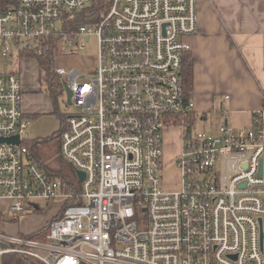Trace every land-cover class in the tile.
I'll return each mask as SVG.
<instances>
[{
    "label": "built area",
    "instance_id": "2783aa9c",
    "mask_svg": "<svg viewBox=\"0 0 264 264\" xmlns=\"http://www.w3.org/2000/svg\"><path fill=\"white\" fill-rule=\"evenodd\" d=\"M197 30L198 0H15L0 8L1 56L12 64L52 55L55 72L67 74L75 111L63 121L60 153L85 173L66 180L34 158L21 76L0 73V200L11 203L0 225L37 212L39 200L60 202L40 235L0 229V257L264 264V107L245 130H194L183 62ZM92 37L93 69L58 64ZM178 125L180 187L167 189L165 131ZM17 135L18 144L3 141Z\"/></svg>",
    "mask_w": 264,
    "mask_h": 264
},
{
    "label": "crops",
    "instance_id": "0c3cea01",
    "mask_svg": "<svg viewBox=\"0 0 264 264\" xmlns=\"http://www.w3.org/2000/svg\"><path fill=\"white\" fill-rule=\"evenodd\" d=\"M187 40L197 118L208 123L218 116L220 126H241L243 121L252 127L255 112L264 107V0H198V30ZM170 132L165 131V145L176 150L170 155L173 163L183 140L179 132L178 141L171 142ZM179 187L180 176L169 188Z\"/></svg>",
    "mask_w": 264,
    "mask_h": 264
},
{
    "label": "rangeland",
    "instance_id": "374dc122",
    "mask_svg": "<svg viewBox=\"0 0 264 264\" xmlns=\"http://www.w3.org/2000/svg\"><path fill=\"white\" fill-rule=\"evenodd\" d=\"M91 7V5L89 6ZM105 11L102 10V13ZM86 48L78 53V55H64L58 60V64L66 66L68 70L76 66L83 72L89 71V68L93 69V66L97 64V55H98V42L96 37H92L90 41H86ZM11 60L0 55V73H10L17 72L22 79L24 95L22 106L25 111L30 113L29 116V125L26 128L27 135L24 136L26 142L38 138H50L46 143L47 149L50 153H55L58 140L51 138L55 133L59 132L62 128L63 121L67 116L71 115L75 111L74 105L67 103V94L64 92L63 88L60 90L59 94L54 95L48 90V86L43 82H40V59L37 57H28V58H16L13 63L10 64ZM59 79L64 83L68 76H60ZM63 92V93H62ZM62 93V94H61ZM241 122V126H229L235 130H244L249 128L247 125ZM219 124H221V119L218 116H212L210 122H205L198 119L195 123L194 130H206L211 133H217ZM172 132L168 133V138H172V141H178V133L180 132L183 140V130L179 128H170ZM52 139V140H51ZM166 143V142H165ZM165 149V163L164 168V186L167 189H172L174 184L178 182V171L172 163L170 155L175 153V148L171 144V147H164ZM74 170V168H73ZM70 174V173H69ZM71 175V174H70ZM73 176H77L76 171L74 170ZM41 205V212L32 213L26 217H21L17 221L16 225L5 224L0 225V229L6 230L10 233L15 232H26L32 233L37 230H41L45 225L48 224V221L54 216V214L60 209V202H50L47 203L44 200H39ZM6 200H0V208L4 205L5 209L3 213L7 215V210L9 205ZM14 255H6L0 257V264H13L12 257Z\"/></svg>",
    "mask_w": 264,
    "mask_h": 264
},
{
    "label": "trees",
    "instance_id": "16d2710c",
    "mask_svg": "<svg viewBox=\"0 0 264 264\" xmlns=\"http://www.w3.org/2000/svg\"><path fill=\"white\" fill-rule=\"evenodd\" d=\"M13 1L15 0H0V8L6 7ZM39 59L40 82H44L48 86V90L54 95L59 94L64 83L61 82L59 79L60 76L55 72V58L51 55L50 57H41ZM183 74L185 79L186 96L190 97L193 91L194 81V60L191 52L186 54L184 57ZM189 121L194 123V118L192 115ZM60 131L51 137L58 140V146L55 153H50L47 149L46 143L50 140V138H38L30 142H26V145L31 150L34 158L37 159V161L41 163L51 175L66 180L76 179L77 176H73L75 170H73L74 167L67 160H65L60 153ZM41 211L42 210H38L37 213ZM57 213L48 221L47 225H45L38 232L34 233V235H40V233L45 232L48 229L50 222H52L57 217ZM11 255H14L12 257L13 264H42L36 259L22 257L16 254Z\"/></svg>",
    "mask_w": 264,
    "mask_h": 264
},
{
    "label": "water",
    "instance_id": "95a60500",
    "mask_svg": "<svg viewBox=\"0 0 264 264\" xmlns=\"http://www.w3.org/2000/svg\"><path fill=\"white\" fill-rule=\"evenodd\" d=\"M64 86H65V91H66L67 96H68V104L71 105L72 90H71L70 85H69V83L67 81L64 82ZM3 141H8V142H12V143L18 144L20 142V138L17 135V136L11 137V138L3 139ZM246 165L247 164H245V166ZM262 166L263 167H262L261 173L264 174V160L262 161ZM76 173H77V175H78V177L80 178L81 181L85 179V173L84 172H82L80 170H77ZM262 237H263V234H262Z\"/></svg>",
    "mask_w": 264,
    "mask_h": 264
},
{
    "label": "flooded vegetation",
    "instance_id": "af4514ba",
    "mask_svg": "<svg viewBox=\"0 0 264 264\" xmlns=\"http://www.w3.org/2000/svg\"><path fill=\"white\" fill-rule=\"evenodd\" d=\"M63 90H64V92L66 93V91H65V86H64V85H63ZM63 90H62V91H63ZM62 93H63V92H62ZM62 93H61V94H62ZM66 94H67V93H66ZM66 99H67V103H68V96H67ZM73 103H74V100H73V98H72V99H71V105H73Z\"/></svg>",
    "mask_w": 264,
    "mask_h": 264
}]
</instances>
